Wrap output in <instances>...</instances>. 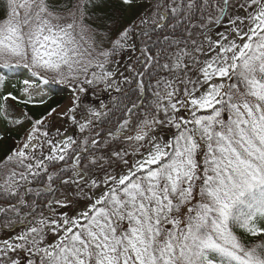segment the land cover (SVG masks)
I'll return each instance as SVG.
<instances>
[{
  "label": "snow or ice",
  "instance_id": "6c2138e0",
  "mask_svg": "<svg viewBox=\"0 0 264 264\" xmlns=\"http://www.w3.org/2000/svg\"><path fill=\"white\" fill-rule=\"evenodd\" d=\"M0 264H264V0H0Z\"/></svg>",
  "mask_w": 264,
  "mask_h": 264
},
{
  "label": "trees",
  "instance_id": "16d2710c",
  "mask_svg": "<svg viewBox=\"0 0 264 264\" xmlns=\"http://www.w3.org/2000/svg\"><path fill=\"white\" fill-rule=\"evenodd\" d=\"M103 99H105V101H107V96H104Z\"/></svg>",
  "mask_w": 264,
  "mask_h": 264
}]
</instances>
